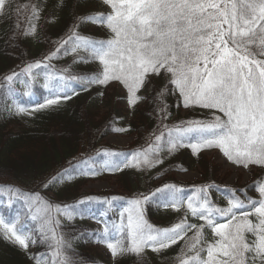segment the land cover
<instances>
[{
  "label": "trees",
  "instance_id": "trees-1",
  "mask_svg": "<svg viewBox=\"0 0 264 264\" xmlns=\"http://www.w3.org/2000/svg\"><path fill=\"white\" fill-rule=\"evenodd\" d=\"M119 2L3 0L0 103L27 77L50 81L28 84L20 96L28 109L5 116L15 130L0 121V217L36 237L25 252L0 234V264H107L88 253L103 235L81 223L86 212L111 209L125 222L163 223L142 225L135 248L113 264H201L209 233L245 218L243 264H264V130L239 142L241 155L227 154L256 171L249 190L219 184L217 166L193 147L227 131L233 101L247 98L238 110L264 120V0H132L134 13L119 11ZM230 22L233 31L256 26L238 36ZM48 95L55 101L46 103ZM110 134L131 136L133 144H101ZM115 164L119 171L109 172L120 174V195L67 194ZM194 168L198 182L169 177ZM55 207L77 221L56 220ZM199 229V242L183 248L180 240ZM51 243L58 244L54 255Z\"/></svg>",
  "mask_w": 264,
  "mask_h": 264
},
{
  "label": "rangeland",
  "instance_id": "rangeland-1",
  "mask_svg": "<svg viewBox=\"0 0 264 264\" xmlns=\"http://www.w3.org/2000/svg\"><path fill=\"white\" fill-rule=\"evenodd\" d=\"M2 3L3 0H0V14L3 7ZM116 8L122 12H124L126 9L128 10V12L134 13L137 6L132 2V0H120ZM110 12L118 15V17H120L122 14L114 12L112 9H110ZM229 24L233 34L237 33L235 35L238 36L247 35L256 26L246 25L244 28L233 31L232 23L230 22ZM221 53V59H224V56L226 55L227 56L225 57V59H228V51L223 50ZM98 57L100 58L99 61L102 64L108 63L107 58H104L101 55H99ZM49 81L50 77L46 75L35 78L30 76L27 77L25 81L20 83L18 91L11 90L4 93V95L2 96V101L0 103V121L2 119V122L9 121L6 125L7 130H15V125L17 124V122L13 120L10 122L11 119H9L8 117L5 118V116L14 114V112L16 111L21 115L24 113V111H26V109H28V106L22 105L20 101L21 95H24V97H27L28 95V84L34 82V84L46 88L49 84ZM216 87L218 88L217 85ZM242 87L245 92L246 87L244 86V84ZM60 91L61 85L58 84L56 87V92L60 93ZM44 100L46 103H50L54 100V98L51 97V95H48L44 98ZM247 103V98L242 99L239 103H237L236 101L231 102V110L233 112L229 116L230 124L227 131L221 132V135L218 134V136H215L208 141H203L200 144L195 143V145L193 146L194 149H201L203 151L206 162H209V164L212 163V167L214 169L217 166L216 180L219 182V184L226 185L233 189L247 188L249 190L256 171L254 169H246L233 165L229 162L227 154L234 152L235 155H241V153H239L238 147L239 142L243 140L249 142L253 140V138L257 134H260L264 130L263 119H252L249 113H245L242 111V114L238 110L241 107L239 104L246 105ZM252 105L253 108L256 109L254 103ZM119 106L122 108H127L128 103L124 100H121L119 101ZM252 116L253 118H257L255 115ZM250 119L252 120L250 121ZM101 144L114 149H126L133 144V138L126 134H110L102 140ZM180 155H182V152H179L177 156L173 157V159H179ZM118 165L120 164L113 165L111 168H109V170H106V167H102L97 175L91 176L89 178H81L78 182L75 183V185H73V188L70 187V189L66 191L67 194H106V196L120 195V192H122L121 188L123 187V184L119 181L120 174L109 172L119 171L120 166ZM133 167L136 168V166ZM169 177H172L177 182H181L183 184H191L194 182H198L200 174L198 168H194L193 171L186 173H169ZM113 198H116V196H113ZM201 207H206V205L202 204ZM62 208L63 207L54 208L53 215L55 216L54 218L56 220H67L69 219V217H73V220L77 221L76 215L73 216L72 212L70 211L63 212ZM225 210L227 211V208ZM258 213L260 219L264 220V211L259 210ZM59 214L61 216H59ZM171 214L172 213L160 216V221L167 220L171 216ZM179 221L180 220L177 219L175 223H178ZM19 223L20 222H17V224H11L0 217V234L13 245L22 248L25 252H29L36 242V237L32 234V232L26 231L22 233L21 231H19L17 229V225ZM161 224L163 223L156 220L144 221L142 223L134 221L125 222L123 219L119 218L117 216V212L112 209L109 211V213L86 212L84 215V220L81 223V225H83L84 227L98 231L101 235H103L102 237L100 236L101 238L96 236L92 240L88 248V253L107 264H113L117 262L120 258L126 255L128 250H132L135 248V245L139 238L138 231L141 230L140 227H142V225L153 227L154 225L160 226ZM250 227V219L245 218L239 220L237 219L233 224L228 225L225 228L210 232L208 237L206 238L207 240L199 246L200 250H198V252L202 254L200 263L243 264V256L248 247V240L246 238L245 231L250 229ZM110 230H117V233L112 236L110 234ZM201 230L202 229H199L195 232L189 233L186 236V240H180V242L183 243V248H185L189 243H192L193 245L199 242L201 236H203ZM218 238H221L220 241L216 245H214V243H216L215 239ZM57 245V243L50 244L48 249L51 251V253L53 252L52 255H54V250L56 249ZM262 248H264V245Z\"/></svg>",
  "mask_w": 264,
  "mask_h": 264
}]
</instances>
